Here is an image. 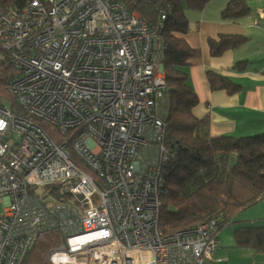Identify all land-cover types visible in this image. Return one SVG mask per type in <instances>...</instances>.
<instances>
[{"label": "built area", "instance_id": "2783aa9c", "mask_svg": "<svg viewBox=\"0 0 264 264\" xmlns=\"http://www.w3.org/2000/svg\"><path fill=\"white\" fill-rule=\"evenodd\" d=\"M48 1L46 28L44 16L0 17V49L19 69L7 88L26 112L0 98V264H22L52 230L62 242L51 264H212L217 228L159 230L149 156L164 157L168 87L156 29L120 3ZM51 183L65 187L35 188Z\"/></svg>", "mask_w": 264, "mask_h": 264}, {"label": "trees", "instance_id": "16d2710c", "mask_svg": "<svg viewBox=\"0 0 264 264\" xmlns=\"http://www.w3.org/2000/svg\"><path fill=\"white\" fill-rule=\"evenodd\" d=\"M33 0H0V17L5 20L15 18L30 22L38 16L47 21L53 16L47 13L52 6L48 0H35L45 13H33ZM120 3L128 12L135 13L156 29L160 47V63L163 64L167 95L164 107L165 134L160 145L153 147L149 160L153 167H160L159 230L164 235H174L180 231L207 224L217 228L219 245L221 232L236 224L234 217L264 199V134L237 137L232 134L211 136L210 116L198 117L195 109L200 104L190 77V67L199 56V50L192 48L183 35L190 30L185 10H202L210 0H108ZM251 12L248 0H232L224 12V17L237 19ZM163 16L165 17L163 19ZM32 33L36 28H31ZM248 40L243 35H220L219 40L210 39V53L213 57L226 50L242 45ZM158 53V52H157ZM246 69V62L236 64V68ZM12 64L0 65V98L12 100V110L26 115L24 109L13 102L7 85L11 76L18 75ZM208 82L212 90L238 92L241 86L230 78L209 71ZM43 127L48 124L41 122ZM57 133L56 129H53ZM239 222V221H238ZM238 249H251L264 254V227L239 226L232 231ZM62 242L61 232L52 230L34 239L32 248L24 256L39 252L38 264H46L51 249ZM213 253V262L217 260Z\"/></svg>", "mask_w": 264, "mask_h": 264}, {"label": "crops", "instance_id": "0c3cea01", "mask_svg": "<svg viewBox=\"0 0 264 264\" xmlns=\"http://www.w3.org/2000/svg\"><path fill=\"white\" fill-rule=\"evenodd\" d=\"M231 1L210 0L202 10H185L190 30L183 37L200 53L190 67L191 81L200 98L195 114L198 117L210 116V134L214 137L264 134V0H248L251 12L237 19L224 17ZM225 34L243 35L248 40L218 57L211 56L210 39L219 40L220 35ZM240 62H246L248 67L236 68ZM208 71L230 78L241 88L235 93L212 90ZM236 221L232 231L239 226L264 227V199L239 215ZM234 244L228 248L233 249ZM217 250L215 256L219 259ZM242 250L245 252L238 255L225 250L223 261L218 264H264V254L251 249Z\"/></svg>", "mask_w": 264, "mask_h": 264}, {"label": "rangeland", "instance_id": "374dc122", "mask_svg": "<svg viewBox=\"0 0 264 264\" xmlns=\"http://www.w3.org/2000/svg\"><path fill=\"white\" fill-rule=\"evenodd\" d=\"M195 10V9H194ZM4 59V63H0V65L1 66H3V65H7L8 64V62H9V60H8V54H7V52L5 51V50H2V49H0V60L1 59ZM9 64H10V62H9ZM11 70H14V69H11ZM162 70H163V72H164V67L162 66ZM165 73V72H164ZM51 135H53L54 134V131H53V129H54V127L53 126H49V127H46L45 128ZM64 187H65V184H61V185H57V183H51V184H47L45 187H43V188H38V187H35L36 189H38V190H45V189H47V190H57V191H59V192H62L63 191V189H64ZM56 196V194L55 193H53L52 194V196ZM96 198H98V196H97V194H95L94 195ZM77 197L79 198V199H83V195L82 194H78L77 195ZM75 205L76 206H80V202H79V200H76L75 201ZM85 206H86V204H85ZM2 204H0V212L2 211ZM250 209V208H249ZM249 209H247V210H245V211H242V212H240V213H238L236 216H235V219L236 220H238V216L239 215H243L244 213H246L247 211H249ZM234 244V241H233V236H232V228H228V229H226V230H224V231H222L221 232V245H220V248L217 250V253H216V255H217V257L219 258V259H217L215 262H214V264H218L219 262H222L223 260H222V256H224V251L225 250H229V251H231L234 255H238L239 253H244L245 252V250H242V249H238L237 247H235V246H233L234 248L233 249H230V248H228V246H232ZM225 247V248H224ZM220 252H223V253H220ZM40 253L39 252H34V253H32L31 255H29V259H28V263H26V264H38L37 263V260H38V257H40ZM215 255V254H214ZM200 256H201V254H200ZM48 258V257H47ZM221 259V260H220ZM248 260H249V262H250V258H248ZM46 261H47V263L46 264H51L49 261H48V259H46ZM250 264H251V262H250Z\"/></svg>", "mask_w": 264, "mask_h": 264}, {"label": "flooded vegetation", "instance_id": "af4514ba", "mask_svg": "<svg viewBox=\"0 0 264 264\" xmlns=\"http://www.w3.org/2000/svg\"><path fill=\"white\" fill-rule=\"evenodd\" d=\"M209 72V71H208ZM212 72H214V71H212ZM215 73V72H214ZM218 74V73H217ZM221 75V74H220Z\"/></svg>", "mask_w": 264, "mask_h": 264}]
</instances>
